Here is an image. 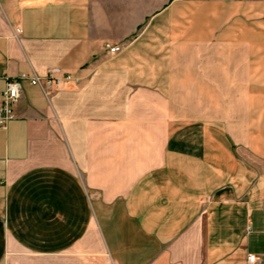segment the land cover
<instances>
[{
    "label": "crops",
    "instance_id": "crops-1",
    "mask_svg": "<svg viewBox=\"0 0 264 264\" xmlns=\"http://www.w3.org/2000/svg\"><path fill=\"white\" fill-rule=\"evenodd\" d=\"M238 9L264 0H0V93L54 68L82 81L25 83L0 128V264H264V155L169 127L162 94L167 43Z\"/></svg>",
    "mask_w": 264,
    "mask_h": 264
},
{
    "label": "rangeland",
    "instance_id": "rangeland-1",
    "mask_svg": "<svg viewBox=\"0 0 264 264\" xmlns=\"http://www.w3.org/2000/svg\"><path fill=\"white\" fill-rule=\"evenodd\" d=\"M222 12L210 19L212 40L167 43L182 54L167 58L169 127L225 129L239 147L263 156L264 10L233 11L231 25Z\"/></svg>",
    "mask_w": 264,
    "mask_h": 264
},
{
    "label": "built area",
    "instance_id": "built-area-1",
    "mask_svg": "<svg viewBox=\"0 0 264 264\" xmlns=\"http://www.w3.org/2000/svg\"><path fill=\"white\" fill-rule=\"evenodd\" d=\"M20 33V30L17 31ZM109 53L118 54L120 47L107 46ZM5 86L0 93V128L6 130L9 123L16 119L15 109L18 106L22 87L25 83L37 87L46 96L49 97L55 92L62 91L71 86H78L81 78L74 73L64 71L60 68L49 70L46 75L23 73L17 78H4ZM258 258L255 255H249L247 264H258Z\"/></svg>",
    "mask_w": 264,
    "mask_h": 264
}]
</instances>
